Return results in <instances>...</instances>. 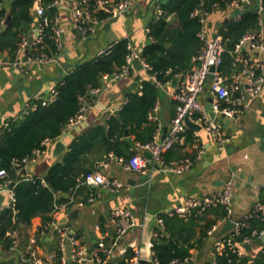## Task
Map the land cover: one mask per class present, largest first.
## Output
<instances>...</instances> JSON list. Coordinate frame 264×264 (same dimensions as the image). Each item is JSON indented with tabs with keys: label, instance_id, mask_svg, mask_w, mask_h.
I'll return each instance as SVG.
<instances>
[{
	"label": "crops",
	"instance_id": "0c3cea01",
	"mask_svg": "<svg viewBox=\"0 0 264 264\" xmlns=\"http://www.w3.org/2000/svg\"><path fill=\"white\" fill-rule=\"evenodd\" d=\"M43 1L36 0L32 9L34 23L27 26L28 38L37 30L36 8L44 5ZM161 1L131 0L127 14L118 18L111 16L105 19L98 18L97 22L88 23L90 30L84 33L73 19V12L80 6V0H54V15L63 29L62 51L57 55V61L44 62H26V50L15 61L8 60L5 54L3 63L0 64V130L7 121L21 116L28 103L48 97L66 73L78 64L96 58L100 50L126 40L144 58L146 48L154 41L151 35V24L159 19L156 18V12L159 7L162 8ZM7 7L9 10V5ZM238 12V9L229 8L228 5L226 8L215 9L208 18L207 25L210 33L214 35L221 32L225 23L234 19ZM164 14L166 15V12L163 9L162 15ZM166 20L171 25L175 24V13H169ZM258 30L262 32L264 38V12L261 15ZM256 55L264 60V51H256ZM234 66L237 71L235 57ZM187 70L176 73L168 81L160 82L158 79L155 81V75L144 67L140 59H135L129 74L119 77L111 74H106L108 77H104V75L102 84L97 87L99 91L91 92V99H84L87 109L83 120L76 126L68 125L57 139L46 146V150L37 153L34 159L29 160L23 166L28 172L26 176L45 178L49 168L62 159L76 138L95 129L98 130L97 132H100L102 128L108 131L109 119L112 115L122 120L120 115L124 100L129 94L142 95L141 87L145 80L155 81L158 86L156 101L158 109L155 112V119H150L148 115L150 121L156 125L152 140L165 138L176 114L178 101L175 94L179 91ZM233 73L224 74L230 76ZM211 97V90L207 83L200 99L209 114L208 106L211 104L209 101ZM117 110L120 112L119 115L115 113ZM215 120L228 137L223 144L218 143L199 124L200 129L188 127L192 132L185 134L182 141L175 143L171 149L164 152L165 164H171L182 158L192 160L190 168L182 174L164 171L162 162L154 158L150 159L147 156L148 151L138 148L136 135L131 133L130 128L127 129L129 134L125 133L124 137L130 140L134 154L140 153L148 158L147 172L127 170L115 162L109 168L100 167L99 162L110 152L106 153L99 137H95L94 146L84 153V158L88 159V162L96 161L90 173L99 171L105 176L115 177L124 182L125 187L120 191H112L100 184H87L84 179L74 192L75 198L78 201H85L86 204L75 207L80 210L77 219L69 220L65 224L78 233L88 248L97 243L96 225L101 224L106 235V242L111 243L115 226L111 221L110 213L117 207H128L133 212L138 225L124 236L112 262L126 261L127 258L135 255L151 262L154 257L152 246L155 238L158 235H171L166 228L165 219L167 217L172 227L173 216L166 214V211L182 203L189 196H206L221 190L232 172H236L237 177L232 203L233 214L230 218L237 222L253 216L256 204L264 202V88L262 93L252 100L250 107L241 118L231 119L222 114H216ZM196 139L208 146L200 158L197 157V149L194 146ZM58 142L64 145L60 151H56ZM18 173L21 175L20 169ZM3 189L0 190V209L10 203L13 194V190L7 184ZM91 193H95L96 197L94 201L88 202ZM222 211L221 208L212 207L203 215L194 217L191 225L184 228L172 227L175 239L177 238L179 243H184L198 241L208 222L216 220V223H220L221 227L217 232L201 238L200 250L192 249L195 259L191 264H206L216 260L218 251L215 243L217 238L222 236L220 231L229 218L222 217ZM160 216L163 223L160 221ZM63 217L59 218L60 222L63 221ZM42 226V218L38 216L33 218L30 226L18 230L17 247L12 249L13 254H8L7 257L19 255L32 248L43 264H55L54 259L49 260V255L58 250L59 238L52 231L41 236ZM262 237L251 243L252 251L245 249V252L254 256L262 250L264 247ZM34 238L37 240L35 243L32 242ZM201 250L204 251V256L198 261Z\"/></svg>",
	"mask_w": 264,
	"mask_h": 264
},
{
	"label": "trees",
	"instance_id": "16d2710c",
	"mask_svg": "<svg viewBox=\"0 0 264 264\" xmlns=\"http://www.w3.org/2000/svg\"><path fill=\"white\" fill-rule=\"evenodd\" d=\"M0 55L8 60L15 61L18 58V50L24 36H28V25L34 23L32 9L36 0H0ZM232 0H162L161 5L166 15H162L156 22L151 24V35L154 41L144 52L145 60L152 66L149 70L160 82L168 81L176 73L190 69L194 64V57L202 49V42L198 37L201 22L198 16L192 13L200 7L211 11L217 4L226 8ZM54 0H44L47 7ZM91 9H94L96 0H89ZM10 9L8 10V6ZM264 5V0H263ZM256 2L246 7L239 19H232L225 23L222 33L224 36L225 51L223 63L220 67L223 73H233L234 55L232 53L240 38L249 30L259 29L260 13ZM54 7H47V14L54 15ZM175 13V24L167 22L169 13ZM107 10H94L93 15L99 19L109 16ZM10 22L7 23L8 16ZM39 24V21L37 22ZM170 44V46H167ZM62 51L56 44L52 26L45 28L42 39L33 42L29 52L32 57L57 56ZM129 53L128 42L122 40L112 46L108 54L98 55L96 58L78 64L56 85L58 91L54 102L46 105L40 104L35 110L22 114L17 119H10L0 130V186L14 184L13 192L15 201L0 209V249L6 255H12L14 239L10 233L30 226L33 218L40 216L43 225L52 220V211L56 204L68 200L70 194L83 181L87 174L92 172L96 161L88 162L84 153L94 146L95 137H99L106 153L114 152L119 156L130 159L134 155L131 142L124 135L130 128L131 133L136 135V141L140 143L150 142L156 130V125L148 118L149 112L154 108L158 99V86L155 81L145 80L143 82V94H129L128 101L121 109V118L112 115L109 119V128L100 132L93 130L82 134L71 144L70 149L61 160L54 163L48 170L49 182L39 176H23L18 173L17 164L25 165L23 159L32 160L36 156V150L44 151L46 139L55 140L68 126L83 105L84 99H91V91L102 84V78L106 74H112L122 69ZM42 101V99H40ZM40 103V101H39ZM188 129L185 134L191 133ZM131 149V150H130ZM223 211L222 217H227V211L223 206H217ZM199 216V215H198ZM183 219L173 216L175 228H184L192 224L194 217ZM20 218V221L18 220ZM245 225L240 233L235 236L236 243L242 245L247 238L250 243L259 240L253 238L254 230L264 227L263 220L253 214L244 220ZM22 223V226L20 225ZM216 223V220L208 222L204 226L202 237L207 236L208 230ZM170 236L158 235L153 242L154 257L159 264H170L174 259L184 260L193 256L192 249H201L202 237L196 242L179 243L175 239V233L165 219ZM42 228V227H41ZM54 259L55 264H60V251ZM217 264H264V247L256 255L251 256L245 252L238 255L230 246H225L222 252H217ZM19 264V263H18ZM73 264V263H72ZM113 264H127L125 260ZM206 264H215L206 262Z\"/></svg>",
	"mask_w": 264,
	"mask_h": 264
},
{
	"label": "built area",
	"instance_id": "2783aa9c",
	"mask_svg": "<svg viewBox=\"0 0 264 264\" xmlns=\"http://www.w3.org/2000/svg\"><path fill=\"white\" fill-rule=\"evenodd\" d=\"M254 2H257L259 6V22H261V15L264 12L263 0H232L228 3V7L239 10L238 14L234 18L237 20L241 17V14L246 7ZM54 5L55 3L52 2L47 7H54ZM130 6L131 0H96L94 9H91L89 0H80V6L76 7L73 12V19L78 24V28L82 32L87 33L90 30L88 23L98 21V18L93 15L94 10H107L110 13L109 16L118 18L127 14ZM1 7L2 2L0 1V8ZM47 7L39 5L36 8V15L39 17V24L36 30L34 42L41 41L45 28L51 25L54 31L56 44L59 48H62L63 29L59 25L56 15L49 16L47 14ZM217 8H219L217 4L211 11L200 7L192 13V15L198 16L201 22L198 37L202 42V49L194 57L193 66H191V68L185 73L180 84L179 91L175 94L178 104L176 107V114L172 120L168 134L161 140L154 139L147 143L137 142L138 148L151 152L155 160L162 162L163 170L167 172L182 174L192 165V160L190 158L178 159L171 164H165L163 160L164 152L171 149L175 143L184 139L185 133L188 129V125L186 123L187 118L204 127L218 143L223 144L228 140L224 130L221 128L219 123H217L215 118H212L200 99V95L204 91L207 83H209V88L213 98L211 104L214 112L216 114H224L226 117L231 119L241 118L250 107L252 100L257 98L262 93L264 88V60L256 55V51H264V38L262 32L258 29L247 31L235 45L232 53L235 57L237 71L230 76H226L221 71L220 67L223 63V53L225 51L224 36L222 31L217 32L215 36L212 35L207 25L210 14ZM162 14L163 9L159 7L156 12V18H160ZM29 46L28 36H24L18 50V56L29 48ZM128 48L129 53L126 55L125 64L120 71L112 73V76L119 77L121 75L129 74L131 64L135 59H140L147 70L152 69V66L143 57H141L129 43ZM111 49L112 46H109L106 49L100 50L98 55L108 54L111 52ZM57 59L58 56H28L26 58V62L57 61ZM1 63H3V57L0 55V64ZM212 67H215V70L212 71ZM104 77L108 76L105 75ZM154 78L155 81H158L156 76H154ZM142 88L143 86L141 89ZM98 91L99 88H95L91 92L96 93ZM57 94L58 91L56 88H53L48 97L42 99V101L38 99L34 102L28 103L23 113L26 114L37 109L40 104L46 105L54 102L57 98ZM127 101L128 99L124 100V104L127 103ZM86 109L87 107L83 105L78 114L70 119L68 125H78L83 120ZM157 109L158 105L156 104L149 114L150 119H155V112ZM5 124L8 125V123ZM51 141L52 140L46 139L43 144L47 146ZM194 146L197 149L198 158L203 156L208 148L206 144L197 139L194 141ZM41 152L42 151L39 149L36 150V154ZM29 160V158H25L23 159V162L26 164ZM148 161V158L140 153H135L130 159H126L114 152H110L105 159L99 162V165L100 167L109 168L115 162L117 165H121L127 170L147 172ZM4 173V171H1L0 175H4ZM236 177L237 173L232 172L230 177L226 179L221 190L206 196H189L182 203L167 210L166 214L188 219L194 215H203L209 208L223 206L227 211V216L230 218L233 214L232 203ZM85 182L90 185L100 184L112 191H120L125 187L124 182L115 177L105 176L99 171L88 174L85 177ZM5 186L6 185L0 186V190H4L3 188ZM95 197V193H91L88 198V202L94 201ZM14 201L15 197L13 192L10 204H13ZM85 204V201H78L75 198V192H73L70 194L67 201L55 205L54 210L51 213L52 220L43 225L40 229L41 236H44L50 231L54 232L58 236L60 264H107L114 259L116 249L120 246L124 236L138 225L133 212L128 207H117L110 213L111 221L115 226V234L111 243L106 242V235L105 232H103V227L101 224H97V243L88 248L78 233L65 223H59V218L61 216H66L75 207H81ZM254 214H257L264 222V202H258L256 204ZM160 221L163 223L161 216ZM243 225H245L244 220L237 221L235 227L230 232L217 238L215 245L218 252H222L225 246H230L238 255L245 254L244 246L241 243H236L235 241V236L240 233V229ZM220 227V223H215L208 230V234L217 232ZM10 235L14 239V245L12 246V249H14L18 244V230L12 231ZM252 236L253 238H260L264 236V227L261 230H254ZM36 241V238H34L32 242L35 243ZM250 242L251 238H247L246 243ZM56 256V253L49 255V260L55 259ZM194 259V256L185 258L184 260L174 259L170 264H191ZM18 263L43 264L42 260L37 256L35 250L32 248L26 252H21L18 255ZM126 263L140 264V256L135 255L129 257L126 259ZM214 263L217 264L216 260ZM150 264H159V260L153 257Z\"/></svg>",
	"mask_w": 264,
	"mask_h": 264
},
{
	"label": "water",
	"instance_id": "95a60500",
	"mask_svg": "<svg viewBox=\"0 0 264 264\" xmlns=\"http://www.w3.org/2000/svg\"><path fill=\"white\" fill-rule=\"evenodd\" d=\"M257 10L259 11V6L257 8ZM10 19H11V15L8 16L7 18V23L10 22ZM37 20L39 21V17H37ZM35 36H36V32H32L28 38V44L29 45H32L33 42H34V39H35ZM215 36V34H214ZM26 52H29V48L26 49ZM215 70V67H212V71ZM210 103L213 101V98L211 97L209 99ZM209 110H210V114L212 116V118H215L216 117V113L214 112L213 110V107H212V104H209ZM117 115H119V110H117L115 112ZM224 115V114H222ZM225 116V115H224ZM186 123L188 125L189 128L191 129H200V125L191 121L189 118L186 119ZM126 134L128 135L129 134V131L126 130ZM166 135V134H165ZM164 135V137H165ZM56 151H60V149H63L64 148V145L61 143V142H58L56 144ZM147 156L152 159L153 156L151 154V152H147ZM17 169H20L21 170V175H24L26 176L28 174L27 172V169L24 168L21 164H17L16 165ZM45 180L46 182H49V175H46L45 176ZM8 187L13 190V187H14V184L13 183H10L8 184ZM79 208H75L73 209L69 214H67L66 216H64L63 218V221H59V223H66L68 222L69 220H75L77 219L78 215H79ZM18 220L20 221V218H18ZM20 225L22 226V223H20ZM236 225V222L232 219V218H228L226 223L224 224V226L222 227L221 231H220V234L221 235H225L227 234L228 232H230ZM262 239L264 240V236L262 237ZM244 248L247 250V251H252V245L251 243H244L243 244ZM204 256V251L201 250L198 254V261L201 260V258ZM0 264H18V255H13V256H10V257H7L6 253L5 252H1L0 254ZM107 264H113L112 261L108 262ZM140 264H150V260L148 259H140Z\"/></svg>",
	"mask_w": 264,
	"mask_h": 264
}]
</instances>
